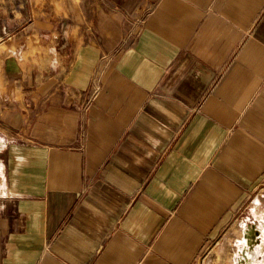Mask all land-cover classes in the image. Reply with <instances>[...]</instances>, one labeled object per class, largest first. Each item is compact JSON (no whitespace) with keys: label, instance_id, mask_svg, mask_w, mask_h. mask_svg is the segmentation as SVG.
<instances>
[{"label":"crops","instance_id":"obj_1","mask_svg":"<svg viewBox=\"0 0 264 264\" xmlns=\"http://www.w3.org/2000/svg\"><path fill=\"white\" fill-rule=\"evenodd\" d=\"M5 13L0 264H232L237 249L247 264L263 234L236 226L264 204V0Z\"/></svg>","mask_w":264,"mask_h":264},{"label":"rangeland","instance_id":"obj_2","mask_svg":"<svg viewBox=\"0 0 264 264\" xmlns=\"http://www.w3.org/2000/svg\"><path fill=\"white\" fill-rule=\"evenodd\" d=\"M21 10L23 12L25 11L24 7L21 5ZM7 13L5 14H0V39L5 33V28L3 27V18L7 17ZM23 20V19H22ZM252 221L258 222V225L263 228V234L261 240H258V243L260 244L261 247V253L259 255V259L261 261V264H264V204L259 206L256 209H253V205L248 207L243 214L238 218L237 221V228L243 232H245L249 226H252L250 223ZM244 236V235H243ZM244 238H240L241 241H243ZM261 241V242H259ZM257 243V245H258ZM253 244V243H252ZM254 245V244H253ZM254 249V247L251 248V251ZM250 252V251H249ZM236 256H238L234 261H231L232 264H244L245 262L243 261V257L247 255V252L243 249H237L235 250Z\"/></svg>","mask_w":264,"mask_h":264},{"label":"bare ground","instance_id":"obj_3","mask_svg":"<svg viewBox=\"0 0 264 264\" xmlns=\"http://www.w3.org/2000/svg\"><path fill=\"white\" fill-rule=\"evenodd\" d=\"M247 233H248V232H247ZM249 235H250V232H249ZM246 238H247V237H246ZM246 238H245V244H246V246H248L249 244H252V243H251V239H250V238L246 239ZM256 249L259 251L260 247H259V246H256ZM258 251H256L255 254H254V252L251 253V256H246V257H245V259H246V261H247V264H254V263H255L256 258H257V252H258Z\"/></svg>","mask_w":264,"mask_h":264}]
</instances>
